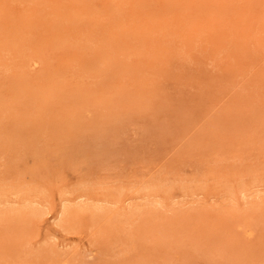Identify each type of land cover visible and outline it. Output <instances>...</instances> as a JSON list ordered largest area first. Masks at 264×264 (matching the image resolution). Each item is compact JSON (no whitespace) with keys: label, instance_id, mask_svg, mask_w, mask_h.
<instances>
[{"label":"rangeland","instance_id":"obj_1","mask_svg":"<svg viewBox=\"0 0 264 264\" xmlns=\"http://www.w3.org/2000/svg\"><path fill=\"white\" fill-rule=\"evenodd\" d=\"M0 264H264V0H0Z\"/></svg>","mask_w":264,"mask_h":264},{"label":"bare ground","instance_id":"obj_2","mask_svg":"<svg viewBox=\"0 0 264 264\" xmlns=\"http://www.w3.org/2000/svg\"><path fill=\"white\" fill-rule=\"evenodd\" d=\"M36 64V63H35ZM35 67V66H34Z\"/></svg>","mask_w":264,"mask_h":264}]
</instances>
